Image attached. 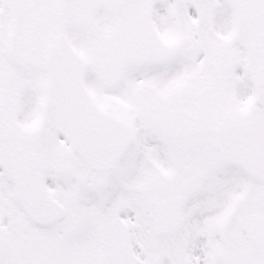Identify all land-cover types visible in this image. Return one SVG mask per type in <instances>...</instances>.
I'll use <instances>...</instances> for the list:
<instances>
[{
	"label": "snow or ice",
	"instance_id": "snow-or-ice-1",
	"mask_svg": "<svg viewBox=\"0 0 264 264\" xmlns=\"http://www.w3.org/2000/svg\"><path fill=\"white\" fill-rule=\"evenodd\" d=\"M0 264H264V0H0Z\"/></svg>",
	"mask_w": 264,
	"mask_h": 264
}]
</instances>
